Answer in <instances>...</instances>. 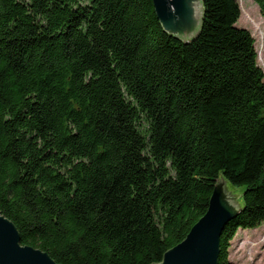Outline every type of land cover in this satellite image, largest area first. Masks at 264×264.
Segmentation results:
<instances>
[{
    "label": "trees",
    "instance_id": "16d2710c",
    "mask_svg": "<svg viewBox=\"0 0 264 264\" xmlns=\"http://www.w3.org/2000/svg\"><path fill=\"white\" fill-rule=\"evenodd\" d=\"M264 16V0H254ZM201 33L164 32L153 0H0V211L57 264H156L224 178L264 223V72L238 0Z\"/></svg>",
    "mask_w": 264,
    "mask_h": 264
},
{
    "label": "water",
    "instance_id": "95a60500",
    "mask_svg": "<svg viewBox=\"0 0 264 264\" xmlns=\"http://www.w3.org/2000/svg\"><path fill=\"white\" fill-rule=\"evenodd\" d=\"M157 18L170 36L187 44L201 33L204 0H153ZM242 194L219 179L206 214L187 237L156 264H219L221 236L242 211ZM0 264H57L46 252L22 245L19 231L0 211Z\"/></svg>",
    "mask_w": 264,
    "mask_h": 264
},
{
    "label": "rangeland",
    "instance_id": "374dc122",
    "mask_svg": "<svg viewBox=\"0 0 264 264\" xmlns=\"http://www.w3.org/2000/svg\"><path fill=\"white\" fill-rule=\"evenodd\" d=\"M241 15L237 26L255 39L258 65L264 72V16L254 0H238ZM229 258L234 264H264V223L257 229H240L231 242Z\"/></svg>",
    "mask_w": 264,
    "mask_h": 264
}]
</instances>
